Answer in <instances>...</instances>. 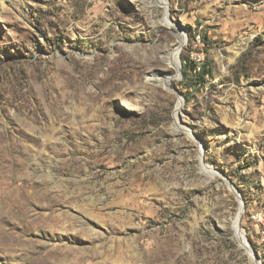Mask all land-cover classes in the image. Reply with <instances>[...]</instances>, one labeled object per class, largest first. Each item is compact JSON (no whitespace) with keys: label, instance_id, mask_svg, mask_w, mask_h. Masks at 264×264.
Listing matches in <instances>:
<instances>
[{"label":"rangeland","instance_id":"rangeland-1","mask_svg":"<svg viewBox=\"0 0 264 264\" xmlns=\"http://www.w3.org/2000/svg\"><path fill=\"white\" fill-rule=\"evenodd\" d=\"M166 1L0 0V264H264V0Z\"/></svg>","mask_w":264,"mask_h":264},{"label":"bare ground","instance_id":"bare-ground-1","mask_svg":"<svg viewBox=\"0 0 264 264\" xmlns=\"http://www.w3.org/2000/svg\"><path fill=\"white\" fill-rule=\"evenodd\" d=\"M150 2L154 3L155 6H159L163 8L167 4L166 0H150ZM162 22L165 26L168 27L172 26L170 25L169 23L170 21L168 22L166 17L162 19ZM175 37L177 40L176 46L173 48L164 49L160 53L161 58L164 61L162 70L160 72L156 70H148L147 74L145 75L146 79L154 80L156 83H160L166 87H168V85L171 82L179 79V54L181 52L182 46L186 41V37L182 33H178V34L176 33ZM181 109H182V100L179 98L173 110V128L178 130L181 129L178 121V117ZM193 140L198 144V147L201 149V144L197 140L195 139ZM200 162H201V171L203 173H206L207 175L210 174L217 175L214 171L211 170L212 167L205 165L201 160ZM243 211H244V207L242 206L240 210H238V213L234 218V223H233L234 233L240 246L246 250V252L251 258H253V254L249 248L245 234L241 229V227L239 226V219ZM255 261L256 264H261L258 260Z\"/></svg>","mask_w":264,"mask_h":264},{"label":"trees","instance_id":"trees-1","mask_svg":"<svg viewBox=\"0 0 264 264\" xmlns=\"http://www.w3.org/2000/svg\"><path fill=\"white\" fill-rule=\"evenodd\" d=\"M191 67H192V70H194V75H193L192 79H195V80L200 79V81H202V78H204L205 76H210V74H211L209 68L206 65V62L202 63V65L198 71L195 69L194 64H192ZM184 76H187V74H185ZM197 77H199V78H197ZM188 79L191 80V78H188Z\"/></svg>","mask_w":264,"mask_h":264},{"label":"built area","instance_id":"built-area-1","mask_svg":"<svg viewBox=\"0 0 264 264\" xmlns=\"http://www.w3.org/2000/svg\"><path fill=\"white\" fill-rule=\"evenodd\" d=\"M263 234H264V232H263Z\"/></svg>","mask_w":264,"mask_h":264}]
</instances>
